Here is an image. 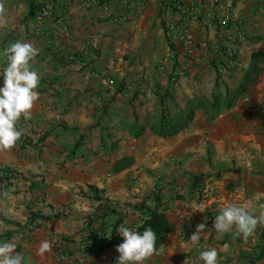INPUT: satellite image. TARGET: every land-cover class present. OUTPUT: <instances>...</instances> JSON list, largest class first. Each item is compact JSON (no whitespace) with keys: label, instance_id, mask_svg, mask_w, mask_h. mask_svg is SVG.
<instances>
[{"label":"crops","instance_id":"crops-1","mask_svg":"<svg viewBox=\"0 0 264 264\" xmlns=\"http://www.w3.org/2000/svg\"><path fill=\"white\" fill-rule=\"evenodd\" d=\"M31 1L34 9L44 2L0 0L6 9L0 87L3 51L15 42L38 48L30 70L40 77L31 118L22 116L30 147L0 151V165L11 172L0 180V236L6 235L0 244L15 242L23 264H63L57 256L77 255L82 239L100 226V219L87 224L94 213L114 208L103 225L109 231L121 214L130 228L156 196L171 228L143 264H203L200 252L212 248L218 264H264V226L247 240L235 228L225 234L213 228L226 204L250 203L254 215L264 210V0H179L193 2L195 20L175 7L167 14V0H135L139 7L53 0L64 22L49 21L40 36L30 31ZM229 14L238 28L232 19L224 22ZM243 83L244 91L223 108V94L232 98ZM196 98L187 127L169 136L153 132L165 108L173 113ZM135 124L144 126L141 134ZM197 205L205 211L193 212ZM31 215L48 217L35 218L32 228ZM44 240L52 246L41 256ZM117 246L85 261L117 264Z\"/></svg>","mask_w":264,"mask_h":264},{"label":"clouds","instance_id":"clouds-1","mask_svg":"<svg viewBox=\"0 0 264 264\" xmlns=\"http://www.w3.org/2000/svg\"><path fill=\"white\" fill-rule=\"evenodd\" d=\"M5 12V5L0 2V24L5 21ZM38 51L31 42H15L6 49L7 66L2 72L4 83L0 87V151L11 150L16 145L22 135V131L17 130L16 123L22 116L25 119L31 118V110L39 99L40 94L35 89L38 88L40 77L36 71L30 70V61L38 55ZM3 167L5 168L0 167V171H8L6 166ZM249 207L250 203L223 206L214 219L215 233L225 234L235 228L236 233L242 234L247 240L258 226H264V210L259 215H254ZM195 211L205 210L203 206L197 205L193 212ZM205 227L206 218L205 223L198 224L191 235L190 241L193 244L199 241ZM117 231L123 237V242L116 248L119 253L117 264H143V261L156 254V233L151 226L141 233L121 224ZM51 246L50 241H42L37 254L43 256L51 250ZM16 248L15 242L0 244V264H23L24 257L16 253ZM198 259L203 264H218V252L215 248L202 251Z\"/></svg>","mask_w":264,"mask_h":264},{"label":"trees","instance_id":"trees-1","mask_svg":"<svg viewBox=\"0 0 264 264\" xmlns=\"http://www.w3.org/2000/svg\"><path fill=\"white\" fill-rule=\"evenodd\" d=\"M36 5L37 4L34 1H31L29 5L28 16L31 18L35 15L37 11V9H34V6ZM257 55H259V51L252 54V56H257ZM251 74L249 73V75L246 77L247 80L251 77ZM246 86H247L246 83H243L238 90L230 93V94H234L232 98H228L226 97V94L225 95L223 94V98L221 100L222 107L229 108L232 105V102L235 99V97L241 94ZM161 96L162 95L158 93L157 97H160L161 99ZM215 99L218 102V105H220V97L215 96ZM198 100H200V98L193 99L192 101L187 102L186 105L182 108L174 107L173 113H170L168 108H165L164 111H162L164 113H162L159 123H156L155 125L152 126L153 132L160 136H169L177 133L182 128L187 127V125L192 121L194 117V107L190 106V104L192 102L196 103V101ZM143 128L144 126L143 125L141 126V124L134 125V130L135 132H137V134H141L143 132ZM3 178L5 177H1V179ZM200 186H202V184ZM153 199H154L153 204L151 206H148L146 209H144V217L142 221L139 224H137V226H135L134 231H138L142 233L145 228L151 226L153 231L156 233V238H161L169 232L171 226L165 213L166 209L164 207V203L159 199V197L154 196ZM137 207L140 208L141 205H137ZM104 210L105 211L100 214L99 212L94 213L92 215V218L87 223L89 224L91 221L96 219L101 220L100 226L82 239V247L88 253L99 254L104 249H107L111 246L119 245L123 241V237L119 234V232L118 233L116 232L119 225L122 224L121 214H119V216L114 220L113 225L108 231L107 227L103 224H105V218L107 217L106 215L107 214L109 215L110 212H115V209L114 208L111 209L110 207L107 206V209ZM47 217L48 216L45 215H35V216L31 215V218L29 219V225H31V227L34 228L37 225V222H35V218L44 219ZM56 217H58V215L55 214L53 218ZM131 228L132 227H130V229ZM3 238H6V235L0 236V241Z\"/></svg>","mask_w":264,"mask_h":264},{"label":"built area","instance_id":"built-area-1","mask_svg":"<svg viewBox=\"0 0 264 264\" xmlns=\"http://www.w3.org/2000/svg\"><path fill=\"white\" fill-rule=\"evenodd\" d=\"M118 2H120L123 5L126 4H131L134 5L136 7H139L140 3L136 2L135 0H116ZM182 4V5H181ZM175 7V9H184V13L185 15L190 18V19H197L198 18V14H197V8L195 7V5L193 4L192 1H187L185 3H180L179 0H167V5H165V12L168 14L174 12L175 9H173ZM232 16L229 14L225 17L224 22L227 23L229 21V19ZM54 20L56 23L58 24H62L64 22V14L58 10L55 9V4L53 0H44V2L37 8V11L35 13V15L31 18V20L29 21V27H30V31L34 32L37 36L41 35L43 33V26L51 21ZM115 20H119L118 18H115ZM234 21V24L236 25V27L238 28V21L236 19H232ZM211 23H209L210 25ZM240 37H242L241 33H240ZM192 40V35L190 34H186L185 35V41L191 42ZM174 56L172 51H169L167 54V57H165V59L167 61H171L172 57ZM70 59H76L73 55L69 56ZM79 65L81 67L85 66V63L79 61ZM90 70V69H89ZM102 72L99 71H90L92 76L95 77H100L102 75ZM105 72V71H104ZM105 74V73H103ZM244 101H248L247 96L244 97ZM261 122H264V117L261 119ZM25 127H26V122L25 120L21 117L17 123H16V128L17 130L22 131V135L20 137V139L16 142L15 146H18L20 148H28L30 147V144L27 143V140L25 138V136L23 135L24 131H25ZM1 168H5L3 166L0 165ZM11 175L10 171H6V170H1L0 171V176L1 177H5L3 178L4 180H8L9 176ZM2 186V183L0 181V187ZM142 221V219L136 223L135 225H132L131 229H135V226H137V224H139ZM94 255L92 253H88L86 252L83 247H82V243H81V247H80V251L77 255H67V254H62L60 253L57 258L58 261L62 262L63 264H88L85 261V258L87 255Z\"/></svg>","mask_w":264,"mask_h":264},{"label":"rangeland","instance_id":"rangeland-1","mask_svg":"<svg viewBox=\"0 0 264 264\" xmlns=\"http://www.w3.org/2000/svg\"><path fill=\"white\" fill-rule=\"evenodd\" d=\"M10 46H11L10 44L7 45V46H6V49H7L8 47H10ZM3 52L6 53V51H3ZM1 59H2V58H0V62L2 63ZM4 62L7 64V58L3 60V63H4ZM6 64H5V65H6ZM19 148H20V147H19ZM155 175H156V174H155ZM155 175H153V176H155ZM157 175H158V174H157Z\"/></svg>","mask_w":264,"mask_h":264}]
</instances>
